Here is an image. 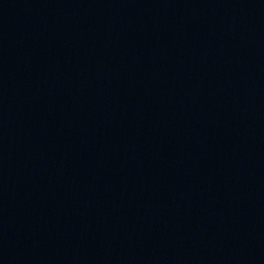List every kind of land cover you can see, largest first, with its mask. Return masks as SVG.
Returning a JSON list of instances; mask_svg holds the SVG:
<instances>
[{
    "label": "water",
    "instance_id": "obj_1",
    "mask_svg": "<svg viewBox=\"0 0 264 264\" xmlns=\"http://www.w3.org/2000/svg\"><path fill=\"white\" fill-rule=\"evenodd\" d=\"M0 264H264V0H0Z\"/></svg>",
    "mask_w": 264,
    "mask_h": 264
}]
</instances>
